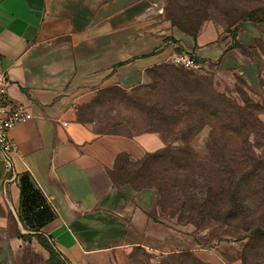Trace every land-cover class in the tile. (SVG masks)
<instances>
[{"label": "crops", "instance_id": "1", "mask_svg": "<svg viewBox=\"0 0 264 264\" xmlns=\"http://www.w3.org/2000/svg\"><path fill=\"white\" fill-rule=\"evenodd\" d=\"M164 10L165 0H0V68L10 100L32 115L10 132L12 170L0 151V256L9 238L31 233L20 212L27 176L50 202L52 218L39 234L66 264H130L136 251L187 250L212 263L177 221L191 186L158 191L128 170L161 151L163 135L96 134L80 121L79 108L97 94L149 85L152 71L184 50L204 63L252 65L224 48L214 22L192 36ZM243 27L246 46L252 36Z\"/></svg>", "mask_w": 264, "mask_h": 264}, {"label": "rangeland", "instance_id": "2", "mask_svg": "<svg viewBox=\"0 0 264 264\" xmlns=\"http://www.w3.org/2000/svg\"><path fill=\"white\" fill-rule=\"evenodd\" d=\"M164 16L188 35L214 22L224 31V48L237 49L241 62L252 65L240 69L232 58L186 70L168 63L145 88L97 94L79 108L80 121L96 134L165 136L167 149L148 159L136 177L157 190L191 186L196 202H185L177 221L197 250L210 252V264H264V240L247 236L264 226V0H165ZM245 25L252 36L248 46L239 44ZM227 202L244 213L222 220ZM0 262L66 264L36 237L9 238ZM130 264L208 263L187 250L159 257L136 251Z\"/></svg>", "mask_w": 264, "mask_h": 264}, {"label": "trees", "instance_id": "3", "mask_svg": "<svg viewBox=\"0 0 264 264\" xmlns=\"http://www.w3.org/2000/svg\"><path fill=\"white\" fill-rule=\"evenodd\" d=\"M195 34H193L192 36H195ZM232 37L233 38L235 37L234 32L232 34ZM197 63L200 64L202 62L197 59ZM160 68H158V69H160ZM158 69H155V70H158ZM155 70L152 71V78H153V73ZM145 87L146 86H144L143 88H145ZM115 89H117V88H115ZM255 121H257V118L255 119ZM163 140H164L166 146L161 151H158L154 154L147 155L145 157V159H143L141 162H138L135 165H131L128 168L129 171L133 172V176L136 180L142 181L136 177V175L139 171V168L148 159L159 156L160 154H162V152L164 150L167 149L168 141L165 138V136H164ZM143 182H145V181H143ZM19 185H20V197H21V202H20L21 210H20V212L22 215V221H23L24 227L31 233H27L25 235H19L18 237H19V239H23V240L26 238H30V237H36V238H42L43 239V237L39 234V231L52 218V214L48 209V208H50V206L46 202H43V200H44L43 196L33 186V184L31 183V181L29 180V178L27 176H22L20 178ZM179 186H181V185H177L173 188H177ZM165 190H168V188L167 189H161L158 191H165ZM191 199L193 202H196L194 200V196ZM214 204H216L217 207L221 208L222 202H214ZM226 207H227V210L225 212L226 213L225 216L224 217L221 216L222 220L224 219V221H226V222L236 220V218L239 216V214L244 213V209H241L234 202H227ZM206 212L208 213V211H206ZM181 213H182V211H181ZM207 213H206V216H207ZM203 216H204V214H203ZM226 222H224V223H226ZM247 236L250 238L251 241H253V240H264V226L251 230L250 232L247 233Z\"/></svg>", "mask_w": 264, "mask_h": 264}, {"label": "built area", "instance_id": "4", "mask_svg": "<svg viewBox=\"0 0 264 264\" xmlns=\"http://www.w3.org/2000/svg\"><path fill=\"white\" fill-rule=\"evenodd\" d=\"M229 40V41H228ZM228 44L230 38L227 39ZM169 64L186 70L198 67L197 57L190 51H182L170 57ZM8 78L0 68V151L7 170H12V155L17 151L16 144L10 137L11 130L19 123L32 118L26 109L13 103L8 96ZM50 206V202H46Z\"/></svg>", "mask_w": 264, "mask_h": 264}]
</instances>
